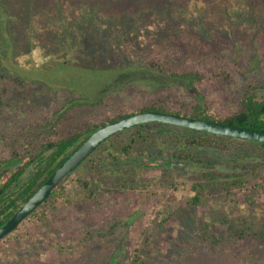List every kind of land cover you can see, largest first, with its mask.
Returning <instances> with one entry per match:
<instances>
[{"label": "rangeland", "instance_id": "rangeland-1", "mask_svg": "<svg viewBox=\"0 0 264 264\" xmlns=\"http://www.w3.org/2000/svg\"><path fill=\"white\" fill-rule=\"evenodd\" d=\"M1 2L0 71L7 75L4 87L11 89L3 97L12 105L3 117L15 132L24 117L49 115L66 100L77 97L95 101L108 94L126 112H134L150 95L160 93L161 85L168 86L165 93L171 90L188 103H197L200 92L214 108L228 114L237 109L246 87L264 82V0H212L206 13L198 1L196 6L194 0L189 4L186 0H164L163 10L172 17L178 39L190 53L184 57L167 54L163 45H145L154 43L152 31L146 34L128 12L116 26L114 18L99 25L106 18L94 15L85 0H58L56 12L40 2L29 15L18 0H12V5ZM182 3L185 5L179 9ZM171 9H176L178 16ZM25 20L24 35L15 34L14 25L21 26ZM125 47L131 48L126 52L127 61L125 56L118 57ZM153 63L168 69H197L206 77L195 91L181 80L152 71ZM15 77L25 86L20 83L15 88ZM16 137L6 138L7 143ZM10 151V145L0 142V156ZM192 169L198 168L138 170L134 177L141 187L119 195L99 212L86 215L61 209L47 225L27 217L0 241V264H121L122 246L124 264H135L134 254L143 246L144 232L171 212L177 216L148 243L152 253L149 264L224 263V248L210 252L199 238L201 227L210 223L218 231L223 217L236 222L244 216L262 221L264 192L252 194L255 205L236 204V196L231 200L212 193L192 208L187 204ZM75 179L71 175L66 182L67 194L74 192ZM171 182L175 186H168ZM236 193L240 199L247 194L243 190ZM57 199L61 207L63 202ZM115 220L127 222L118 234L88 236L89 225L110 227ZM203 254L204 263L194 259Z\"/></svg>", "mask_w": 264, "mask_h": 264}, {"label": "trees", "instance_id": "trees-1", "mask_svg": "<svg viewBox=\"0 0 264 264\" xmlns=\"http://www.w3.org/2000/svg\"><path fill=\"white\" fill-rule=\"evenodd\" d=\"M11 1L3 0L1 3L12 5ZM163 1L85 0V3L95 11L94 15L100 13L106 18L103 23L95 19L96 23H101L99 25H107V19L114 18L116 19L114 26H116L117 20L122 19L128 12L131 17L129 18L138 21L137 25L141 30L144 29L146 34L152 31L155 41L153 44L145 45H163L167 54L177 57L189 55L190 53L186 52V45L178 39V27L173 25L172 17L163 10ZM197 1L206 13L208 10L206 8L210 7L212 0H194L196 6H198ZM18 2L23 6V11L28 13L27 15L34 11L40 2H44L46 9L51 12H56L60 7L58 0H18ZM187 3L189 4V0H186ZM183 5L185 4L178 5L179 9ZM171 10L174 15L179 13L176 9ZM28 21L25 20L18 27L14 25L13 32L24 35L23 31H26L25 25ZM119 33L123 35L122 30ZM123 49L125 50H121L118 57L127 58L126 52L131 48ZM189 50L194 49L189 47ZM124 60L127 61L128 58ZM150 69L168 78L181 80L193 90L206 77V73L197 69H168L155 63ZM5 83H8L7 75L0 71V142L10 145L11 150L7 156H0V227L84 140L100 127L129 115L156 111L264 131V82L246 87L238 99L239 106L228 114L214 108L200 92L196 95L197 103H188L171 90L165 93L164 89L168 86L161 85L160 93L150 95L134 112H126L108 94L95 101L77 97L66 100L60 108H56L49 115L24 117L23 124L18 127L17 132L8 126L3 117V112L12 106L3 97L11 90L9 86L4 87ZM20 83L25 82L15 77L13 86L18 88ZM10 136L17 137L8 144L6 138ZM186 166L189 169L198 168L192 169L193 178L188 185L190 196L187 204L192 208H197L203 200L212 196V193L231 200L236 196L237 198L233 200L236 204L247 202L249 206L255 205L257 203L253 200L252 194L264 192V144L165 123H146L109 138L72 173L76 176L72 181L75 186L73 193H66V182L70 179L68 176L53 190L49 199L29 217L37 218L47 225L51 224L54 215L60 214L61 209H67L65 213L71 209L86 215L93 213L94 210L99 212L103 207L111 206L119 195H125L141 187L134 177L138 170L153 168L173 170L183 169ZM168 186L175 184L171 182ZM241 190L246 191L247 194L240 199L236 192ZM58 197L63 202L61 207L58 206ZM174 216H177L176 212L167 213L161 220L154 221L155 226L152 230L144 232L143 246L134 254L135 264L150 263L148 260L152 256L148 247L150 239L154 235L163 233L165 226ZM255 220L254 217L244 216L236 222L234 219L223 217L220 220L222 223L216 227L222 229L216 231L210 223H205L201 227L199 238L210 248V252L224 248V263L220 261L221 264H264V218L258 223ZM106 225L102 227L89 225L91 227L87 229L88 236L99 234L108 238L122 231L127 222L115 220L110 227ZM102 230L108 234H103ZM120 251L121 264H124V246ZM194 259L204 263L205 254Z\"/></svg>", "mask_w": 264, "mask_h": 264}, {"label": "water", "instance_id": "water-1", "mask_svg": "<svg viewBox=\"0 0 264 264\" xmlns=\"http://www.w3.org/2000/svg\"><path fill=\"white\" fill-rule=\"evenodd\" d=\"M146 123H165L214 135L242 139L264 144V131L252 130L215 121L182 117L156 111L139 112L100 127L45 180L42 186L0 227V240L13 232L21 222L39 208L53 190L88 158L98 147L114 135ZM174 164V163H173Z\"/></svg>", "mask_w": 264, "mask_h": 264}]
</instances>
